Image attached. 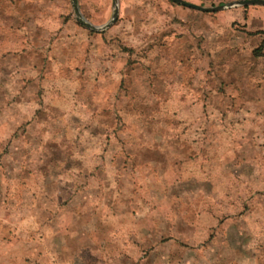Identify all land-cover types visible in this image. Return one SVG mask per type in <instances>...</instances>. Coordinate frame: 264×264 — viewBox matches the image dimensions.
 I'll list each match as a JSON object with an SVG mask.
<instances>
[{
  "label": "rangeland",
  "instance_id": "1",
  "mask_svg": "<svg viewBox=\"0 0 264 264\" xmlns=\"http://www.w3.org/2000/svg\"><path fill=\"white\" fill-rule=\"evenodd\" d=\"M117 4L0 0V264H264V5Z\"/></svg>",
  "mask_w": 264,
  "mask_h": 264
},
{
  "label": "water",
  "instance_id": "2",
  "mask_svg": "<svg viewBox=\"0 0 264 264\" xmlns=\"http://www.w3.org/2000/svg\"><path fill=\"white\" fill-rule=\"evenodd\" d=\"M171 2H174L176 4H179L181 6H185L191 9H196L199 11H216L219 10L225 6H230V5H252V4H259V5H264V0H234L231 1L227 4H218L214 6H203L195 3H191L185 0H170ZM70 5L72 7L73 13L75 15V19L77 22L85 26L86 28H89L91 30H102L109 26L110 23H112L115 20L116 14H117V0H112V12L110 19L107 22H104L102 24H92L89 21L85 20L79 13L76 5V0H70Z\"/></svg>",
  "mask_w": 264,
  "mask_h": 264
},
{
  "label": "crops",
  "instance_id": "3",
  "mask_svg": "<svg viewBox=\"0 0 264 264\" xmlns=\"http://www.w3.org/2000/svg\"><path fill=\"white\" fill-rule=\"evenodd\" d=\"M260 17L261 18L257 19V30H263L264 29L263 28V19H262L264 16H260ZM258 34H262V33H258ZM257 37H259V39L262 40L264 36L260 35Z\"/></svg>",
  "mask_w": 264,
  "mask_h": 264
}]
</instances>
